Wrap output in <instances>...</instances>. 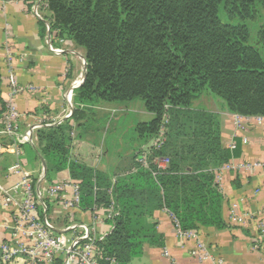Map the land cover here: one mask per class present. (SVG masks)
Here are the masks:
<instances>
[{"label":"trees","instance_id":"1","mask_svg":"<svg viewBox=\"0 0 264 264\" xmlns=\"http://www.w3.org/2000/svg\"><path fill=\"white\" fill-rule=\"evenodd\" d=\"M43 1L53 30L84 51L86 77L74 94V103L85 107L73 113L78 138L91 130L112 151L107 135L121 117L110 112L82 122L87 107L140 99L153 114L131 125L133 144L115 151L126 156L113 172L71 158L69 124L37 132L48 181L68 169L80 182L82 211L118 212L98 243L101 264H109L106 258L131 264L146 244L162 247L154 220L159 210L171 213L183 230L227 229L216 170L239 155L240 144L226 147L219 115L195 101L207 96L228 113L264 117V0ZM257 25L254 38L251 27ZM162 128L165 142L148 148L149 164L142 166L137 158ZM156 157L168 158V168L159 170Z\"/></svg>","mask_w":264,"mask_h":264},{"label":"crops","instance_id":"2","mask_svg":"<svg viewBox=\"0 0 264 264\" xmlns=\"http://www.w3.org/2000/svg\"><path fill=\"white\" fill-rule=\"evenodd\" d=\"M35 4L37 11L33 10ZM52 20L43 0H0V242L11 241L18 235L25 181H29L37 193L45 195V206H37L36 213L55 233L69 237L72 231L66 229L74 221L95 225L98 235H107L113 228L109 221L112 218H108L107 213L73 211L59 197L51 196L50 188L54 184L73 178L66 169L54 173L53 180L48 181L47 161L38 148V130L65 124L72 126L70 156L91 167L113 172L126 156L105 149L93 138L91 130L84 139L78 138L80 129L73 113L85 107L74 103V94L86 72L85 68L82 73L80 64V55L84 52L73 41L61 38L58 31L53 30ZM52 48L62 49V52L57 53ZM209 101L215 104L213 99ZM211 108L219 115L223 144L226 147L233 141L240 144L239 155L230 162H259L260 165L251 171L224 174L222 192L228 228L201 230L200 238L223 264H264V236L260 229L264 223V123H250L246 131L240 132L234 123V114L214 105V109ZM131 109L109 104L87 107L82 122L87 121L88 116L103 113L129 114ZM141 112L150 117L149 120L153 118L152 113ZM71 194L70 191V197ZM233 201L239 202L243 224L229 219ZM154 220L164 236V245L146 244L143 255L131 264H208L200 262L193 254L196 240L178 236L166 210L156 211ZM2 264L26 262L15 259Z\"/></svg>","mask_w":264,"mask_h":264},{"label":"built area","instance_id":"3","mask_svg":"<svg viewBox=\"0 0 264 264\" xmlns=\"http://www.w3.org/2000/svg\"><path fill=\"white\" fill-rule=\"evenodd\" d=\"M37 15L39 14L37 13ZM55 52L60 53L62 49H55ZM252 122L262 124L264 123V117L234 114V123L239 130L245 129ZM8 130L12 134L10 123H8ZM165 132V128H162L160 135L150 145L144 147L143 153L137 158V161L142 166L147 167L149 164L148 148L150 146L160 148L165 142ZM244 142L247 143L246 138H244ZM235 147L236 143L234 141L229 144L230 149H234ZM153 163L159 170H165L168 168L170 161L168 158L156 157L153 159ZM259 165V162H228L216 170V181L223 188L225 173L240 170L251 171ZM22 188L24 189V201L19 206L18 235L14 236L11 241L0 242V264L9 263L15 259L24 260L26 264H55L59 258L62 259L63 264H101V251L98 249V243L106 235H98L95 225L83 221H74L69 225L66 229V231H72L69 237L65 236V234L55 233L49 224L40 220L36 213L37 206L42 208L45 206L43 201L45 195L33 190V186L29 181H25ZM69 189L72 193L71 197L69 196ZM50 192L51 196L59 197L66 207L73 209V211H82L80 208L81 186L79 181L69 179L56 183L50 188ZM93 211L94 214L107 213L106 216L108 218H112L118 214L117 211H114L113 207L109 209H95ZM169 214L180 238L196 240L197 245L193 254L200 262L223 264L222 259L215 256L207 244L200 238L201 232L198 229L183 230L178 220L171 213ZM229 219L235 224L244 223V215L241 214L238 201L231 203ZM260 229L264 236V223L260 225ZM106 260L109 261V264H118L114 259L106 258Z\"/></svg>","mask_w":264,"mask_h":264},{"label":"rangeland","instance_id":"4","mask_svg":"<svg viewBox=\"0 0 264 264\" xmlns=\"http://www.w3.org/2000/svg\"><path fill=\"white\" fill-rule=\"evenodd\" d=\"M36 8H37V6L35 4L33 6V10L35 11ZM251 30H252V36L254 38H256L258 25L254 26V27H251ZM252 42H255V40H253ZM52 49L55 50L54 48H52ZM80 57H81L80 58V64H81V67L83 68V72L82 73H84V69H85L84 53L81 54ZM82 73H81V75H83ZM81 75H80V79L82 78ZM210 95L215 100H217V101L219 100L221 103H223V101L220 98H218L217 96L212 95V94H210ZM210 99H211L210 97L204 96V97L198 99L197 101H195V106L196 107L197 106L205 107L208 110H210L209 109L210 107H212L211 109H214L215 107L213 108V105L216 106V107H219L218 105H215L213 103H211L212 104L211 105L210 101H209ZM117 104H118L117 106H121L122 105V106H128V107L132 108L131 109L132 111L129 112V114L124 113L125 117L123 116V112L122 111H118V113L115 112V113H117L118 117H121V120L119 122H117L116 124H114V126L111 128V130L108 132V135H107V143L109 145H111V147H112L111 150L114 151V152L116 151V152H121L122 153V152H125L127 149H129V147H131L132 144H133V142H132L133 134H132V131L130 129L131 125H134L137 122L147 121V120H149L150 117H147L146 114L141 112V110H144V111H146V110L144 108L143 101L140 100V99H137V100H134V101H127V102H123V103H117ZM208 106H209V108H208ZM124 122H126V123H124ZM252 123L261 125L260 123H257V122H252ZM246 128L245 129H241V130H239L237 128V130L240 131V132H244V131L247 130Z\"/></svg>","mask_w":264,"mask_h":264},{"label":"water","instance_id":"5","mask_svg":"<svg viewBox=\"0 0 264 264\" xmlns=\"http://www.w3.org/2000/svg\"><path fill=\"white\" fill-rule=\"evenodd\" d=\"M85 59V58H84ZM85 68H86V60H85ZM85 77H86V72H85V74H84V78H83V81H82V83L84 82V80H85ZM81 83V84H82Z\"/></svg>","mask_w":264,"mask_h":264}]
</instances>
